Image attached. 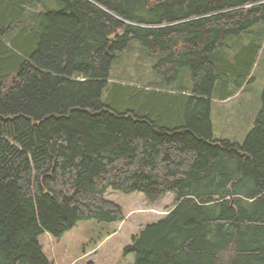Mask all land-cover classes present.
Here are the masks:
<instances>
[{"label":"trees","instance_id":"16d2710c","mask_svg":"<svg viewBox=\"0 0 264 264\" xmlns=\"http://www.w3.org/2000/svg\"><path fill=\"white\" fill-rule=\"evenodd\" d=\"M43 1L0 0V35L24 31L0 38V264H50L42 235L122 222L110 189L176 195L124 248L134 264H264V93L242 144L212 125L217 90L254 80L264 0ZM134 41L161 88L115 85L104 102Z\"/></svg>","mask_w":264,"mask_h":264},{"label":"rangeland","instance_id":"374dc122","mask_svg":"<svg viewBox=\"0 0 264 264\" xmlns=\"http://www.w3.org/2000/svg\"><path fill=\"white\" fill-rule=\"evenodd\" d=\"M47 1L41 3L40 12L47 9ZM25 9L32 11L30 6ZM3 20L7 21L8 16L5 15ZM20 33L24 31L18 27L0 35V38L8 42L11 34L17 36ZM238 48L239 43H232L228 52L233 54ZM142 49L138 41L132 42L122 59L114 64L110 84L104 93V102H107L108 95L113 93L115 85L145 88L150 83V88H161L157 85L158 81L152 70L154 59L149 58ZM186 75L189 79V71L184 69L181 77L184 78ZM253 77L251 83L246 84L228 100L221 101L220 90H217L212 105V125L217 140L228 139L242 144L253 130L262 109L264 46L253 71ZM179 86L180 84L175 83L170 90ZM183 86L191 87V83L183 79ZM106 198L123 208L125 219L115 224L80 222L59 240L47 233L42 235L40 244L50 264H134L133 255H123L124 248L130 245L132 237L146 226L164 219L171 212L176 195L169 193L157 203H152L141 193L126 195L110 189L106 193Z\"/></svg>","mask_w":264,"mask_h":264},{"label":"bare ground","instance_id":"6f19581e","mask_svg":"<svg viewBox=\"0 0 264 264\" xmlns=\"http://www.w3.org/2000/svg\"><path fill=\"white\" fill-rule=\"evenodd\" d=\"M52 236V235H51Z\"/></svg>","mask_w":264,"mask_h":264}]
</instances>
